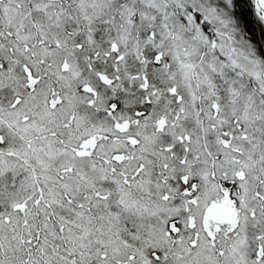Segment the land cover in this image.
Returning a JSON list of instances; mask_svg holds the SVG:
<instances>
[{"label": "snow or ice", "instance_id": "obj_1", "mask_svg": "<svg viewBox=\"0 0 264 264\" xmlns=\"http://www.w3.org/2000/svg\"><path fill=\"white\" fill-rule=\"evenodd\" d=\"M0 264H264V0H0Z\"/></svg>", "mask_w": 264, "mask_h": 264}]
</instances>
